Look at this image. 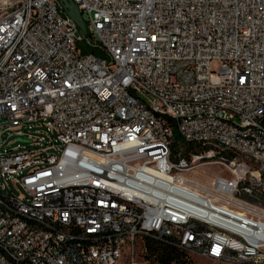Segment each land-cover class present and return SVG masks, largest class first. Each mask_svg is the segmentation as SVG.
<instances>
[{"label":"built area","instance_id":"built-area-1","mask_svg":"<svg viewBox=\"0 0 264 264\" xmlns=\"http://www.w3.org/2000/svg\"><path fill=\"white\" fill-rule=\"evenodd\" d=\"M72 1L0 0V264H264V0Z\"/></svg>","mask_w":264,"mask_h":264},{"label":"trees","instance_id":"trees-1","mask_svg":"<svg viewBox=\"0 0 264 264\" xmlns=\"http://www.w3.org/2000/svg\"><path fill=\"white\" fill-rule=\"evenodd\" d=\"M96 52L104 55L103 52L93 49L84 48V52ZM176 142L172 146V158L178 159L180 156L190 157L192 153H199L204 150V146L191 142H186L177 129L174 130ZM143 257L149 264H196L190 253L175 243L167 239L159 241L152 235L145 236L143 242Z\"/></svg>","mask_w":264,"mask_h":264},{"label":"rangeland","instance_id":"rangeland-1","mask_svg":"<svg viewBox=\"0 0 264 264\" xmlns=\"http://www.w3.org/2000/svg\"><path fill=\"white\" fill-rule=\"evenodd\" d=\"M5 137V135L3 136ZM220 169L216 165H201L194 169L191 172H187L186 175L192 179H197L198 181L202 183L209 184L212 179L219 174ZM137 264H149L145 261L143 254L141 253L140 249H137ZM193 260L196 262V264H222L219 261L215 259H208V258H202L199 257L193 253H190Z\"/></svg>","mask_w":264,"mask_h":264},{"label":"water","instance_id":"water-1","mask_svg":"<svg viewBox=\"0 0 264 264\" xmlns=\"http://www.w3.org/2000/svg\"><path fill=\"white\" fill-rule=\"evenodd\" d=\"M62 8L68 16L76 23L81 36H86L88 29L82 11L79 6L72 0H60Z\"/></svg>","mask_w":264,"mask_h":264}]
</instances>
